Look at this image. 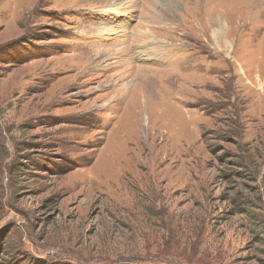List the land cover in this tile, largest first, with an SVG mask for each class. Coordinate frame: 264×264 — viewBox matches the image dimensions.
<instances>
[{
  "label": "rangeland",
  "instance_id": "rangeland-1",
  "mask_svg": "<svg viewBox=\"0 0 264 264\" xmlns=\"http://www.w3.org/2000/svg\"><path fill=\"white\" fill-rule=\"evenodd\" d=\"M0 264H264V0H0Z\"/></svg>",
  "mask_w": 264,
  "mask_h": 264
},
{
  "label": "bare ground",
  "instance_id": "bare-ground-1",
  "mask_svg": "<svg viewBox=\"0 0 264 264\" xmlns=\"http://www.w3.org/2000/svg\"><path fill=\"white\" fill-rule=\"evenodd\" d=\"M129 50L132 52V54H133V58H131V59H133V60H141V56H146V55H144V54H142L141 55V50L140 49H137L135 46H132L131 44H130V48H129ZM101 52L102 51H97L96 53H98V54H100L101 55ZM107 52H108V50H107ZM103 53H104V51H103ZM93 55V54H92ZM148 56V55H147ZM149 57V56H148ZM151 58V57H150ZM151 60H152V58H151ZM142 78V77H141ZM150 80V79H149ZM145 82H147V81H145ZM149 83V82H148ZM145 84V83H144ZM128 90V89H127ZM122 127H120V128H118L116 131H117V134H120L121 136H122V138H126V136L128 137V138H130L134 133H135V129H134V127H132V125H131V123H129L128 122V120H126V121H124L123 123H122ZM109 144H111L110 146H108V147H110V150H115V144L114 143H109ZM107 167H109L108 165H107Z\"/></svg>",
  "mask_w": 264,
  "mask_h": 264
}]
</instances>
